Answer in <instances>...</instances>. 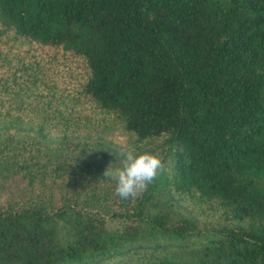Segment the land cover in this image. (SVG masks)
I'll use <instances>...</instances> for the list:
<instances>
[{
    "label": "trees",
    "instance_id": "16d2710c",
    "mask_svg": "<svg viewBox=\"0 0 264 264\" xmlns=\"http://www.w3.org/2000/svg\"><path fill=\"white\" fill-rule=\"evenodd\" d=\"M108 121L166 163L134 200L81 173ZM17 177L0 264H264V0H0Z\"/></svg>",
    "mask_w": 264,
    "mask_h": 264
},
{
    "label": "rangeland",
    "instance_id": "374dc122",
    "mask_svg": "<svg viewBox=\"0 0 264 264\" xmlns=\"http://www.w3.org/2000/svg\"><path fill=\"white\" fill-rule=\"evenodd\" d=\"M72 68L74 70L72 73L73 76L82 70V66L80 64H73ZM69 74L71 73H67L66 77ZM66 77V82H73V78L68 77L67 79ZM103 125L105 127H91L89 131L86 129L80 133V137H84L87 144H89V149L92 150H88V152H81L85 153L81 157L84 161L83 166L81 167V173L84 174L86 171L91 172V174H89V178L96 180L98 183L97 185L101 186V188H105L109 185H115L111 180L104 178V173L110 164L118 163L116 156V154H118V145L120 143H124L131 148L129 139L122 132V130L119 129L116 124H114V122H104ZM98 145H100V148L95 151L94 147H98ZM26 195L27 192L25 188V182L22 180V178L17 177L8 181L0 179L1 201L7 199L19 200Z\"/></svg>",
    "mask_w": 264,
    "mask_h": 264
},
{
    "label": "clouds",
    "instance_id": "9594fccd",
    "mask_svg": "<svg viewBox=\"0 0 264 264\" xmlns=\"http://www.w3.org/2000/svg\"><path fill=\"white\" fill-rule=\"evenodd\" d=\"M116 156L118 163L108 166L104 178L115 184V194L122 201L147 191L166 170L164 157L154 151H138L120 143Z\"/></svg>",
    "mask_w": 264,
    "mask_h": 264
}]
</instances>
